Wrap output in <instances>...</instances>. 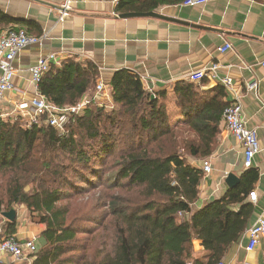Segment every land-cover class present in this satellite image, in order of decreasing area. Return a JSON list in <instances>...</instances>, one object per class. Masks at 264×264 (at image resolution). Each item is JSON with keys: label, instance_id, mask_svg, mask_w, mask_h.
Instances as JSON below:
<instances>
[{"label": "trees", "instance_id": "trees-1", "mask_svg": "<svg viewBox=\"0 0 264 264\" xmlns=\"http://www.w3.org/2000/svg\"><path fill=\"white\" fill-rule=\"evenodd\" d=\"M183 1L117 0L115 11H155ZM13 21L0 14V24ZM99 77L94 63L69 57L42 75L38 91L56 106L74 105L93 95ZM106 87L112 107L91 103L60 131L46 124L24 126L20 116L0 117V236L14 235L16 228V220L2 213L23 205L44 226L31 264L219 263L249 225L253 206L247 195L255 175L249 185L228 188L194 207L203 172L188 157L205 158L215 149L229 104L225 88L216 83L203 89L186 79L147 90L126 69L115 70ZM168 100L180 110L179 125L192 134L185 154L163 145L177 128ZM105 160L115 162L102 183L107 192L93 205L94 211L103 207L102 219L84 228L77 218L68 219L62 202L92 185L91 162Z\"/></svg>", "mask_w": 264, "mask_h": 264}, {"label": "crops", "instance_id": "crops-1", "mask_svg": "<svg viewBox=\"0 0 264 264\" xmlns=\"http://www.w3.org/2000/svg\"><path fill=\"white\" fill-rule=\"evenodd\" d=\"M116 1L0 0V14L14 20L0 24V35L20 28L32 35L42 32L39 42L23 48L13 60L14 89L4 91L0 117L12 118L7 114L14 105L33 96L35 87L29 68L48 54L61 61L69 57L91 61L99 69L98 81L105 86L115 70L132 71L147 90L168 89L176 81L186 80L190 73L218 63L219 74L232 79L230 87L225 88L226 100L240 102L242 119L247 128L256 130L260 150L252 166L244 168L241 144L221 126L217 145L208 156L211 171L203 173L194 207L221 196L228 189L224 182L228 173L239 178L235 186L249 185L255 175L250 191H256V202L247 195L253 206L248 227L264 218V69L260 65L264 60V0H211L155 9L181 22L154 17L120 18L121 13L115 11ZM225 42L231 48L220 52ZM215 84L204 78L199 86L206 89ZM106 103H112L110 97ZM193 166L200 168L196 163ZM244 172L249 174L243 181ZM43 228L29 218L27 210L17 213L14 235L19 240L36 241ZM1 230L2 225L0 235ZM196 243L198 252L201 247ZM246 244L244 231L220 262L264 264V236L250 251L245 250ZM4 262L11 264L8 259Z\"/></svg>", "mask_w": 264, "mask_h": 264}, {"label": "built area", "instance_id": "built-area-1", "mask_svg": "<svg viewBox=\"0 0 264 264\" xmlns=\"http://www.w3.org/2000/svg\"><path fill=\"white\" fill-rule=\"evenodd\" d=\"M211 0H184L181 5H199ZM64 15V13L62 14ZM40 41V36L27 33L24 29H9L0 35V101H2L4 91L14 89L13 77L15 68L13 60L17 53L23 48ZM231 48L228 42L219 47L220 52ZM61 60H58L54 54H48L38 59L36 64L29 68L31 82L35 87L33 96L29 99L19 100L7 115L11 117L20 116L27 126L32 124H46L53 126L58 130H63L64 125L71 115H81L88 105L96 103L97 105L107 106L109 94L102 81H98L94 93L91 97L84 96L74 105L59 107L52 104L48 99L39 93L38 83L42 75L53 66H60ZM264 69V60L260 62ZM219 64L212 62L206 68L196 70L189 74L188 80L199 85L204 78L216 81L224 88H229L232 79L228 76H221L218 72ZM253 85H248L252 87ZM241 104L234 100L229 102L222 113L223 127L232 134L242 146L243 167L252 166L255 155L259 152V142L256 130L247 128L241 116ZM1 116V115H0ZM198 164L203 173L211 171V163L208 157L194 162ZM256 191L248 192V199L256 202ZM187 214L178 212V216L183 217ZM247 235L246 251L254 249L260 237L264 236V218H258L252 225L245 230ZM35 238L19 240L15 235L0 238V264L5 260L11 264H31L36 252ZM5 259V260H4ZM218 264H223L219 262Z\"/></svg>", "mask_w": 264, "mask_h": 264}, {"label": "rangeland", "instance_id": "rangeland-1", "mask_svg": "<svg viewBox=\"0 0 264 264\" xmlns=\"http://www.w3.org/2000/svg\"><path fill=\"white\" fill-rule=\"evenodd\" d=\"M106 90L109 94V90L107 89V87H106ZM112 105H113V102L107 107H112ZM167 109L169 113H171L172 124L176 125L177 128L174 130L173 137L171 139H167L166 141H164L163 145L165 149H170L171 147L173 148L174 146H176L182 154H185L187 152L185 148V142L192 139V134L185 127L179 125V122H177L181 113H180V110L177 109V107L174 105V102L172 100L171 101L168 100ZM20 119L24 126L27 125V123L25 122L23 118H20ZM36 156H37L36 153H34V157ZM199 160L200 159L192 160L191 157H188V161L190 162L191 165H193L194 162L199 161ZM114 162L115 160H111V161L105 160L102 162H91L92 166H94L93 171L95 172L90 174V176L92 177H89L90 178L89 181H92L93 184L90 186L84 185L81 195H78V196L73 195L70 198L62 202L63 204H66L68 207V210H69L68 219L69 220L72 218H77V220H79V223L77 224L85 228V227H89L92 225L93 226L97 225V223H89L90 221L99 222V220L102 219V217L100 216V211L101 212L103 211V207L99 209V211H94L93 205L96 202L97 198L102 197L103 193L107 192L105 187L102 185V183L105 181L106 177L109 176L111 172L110 170H112L111 163H114ZM113 169L115 170L114 165H113ZM94 184H96V188L93 189ZM108 192L119 193V190L118 189L111 190ZM123 192L124 194L128 193L126 190H124ZM12 209L16 210L17 213L27 210L23 205L13 206ZM19 215L20 214H18V216ZM27 215L29 216V218H32V216L29 215L28 211H27ZM33 221L37 222V218L35 216L33 218ZM35 244L37 247H40L42 245V240L41 239L36 240ZM193 247L195 250L197 249L196 241H194Z\"/></svg>", "mask_w": 264, "mask_h": 264}, {"label": "water", "instance_id": "water-1", "mask_svg": "<svg viewBox=\"0 0 264 264\" xmlns=\"http://www.w3.org/2000/svg\"><path fill=\"white\" fill-rule=\"evenodd\" d=\"M120 18H130V17H154L159 19H164L168 21H177L181 22L180 20H177L175 18H171L169 16H166L160 12L156 11H148V12H125L119 14ZM183 23V22H182ZM239 181V178L234 173H228L225 177V184L228 186V188L234 187ZM2 216L8 220V221H15L17 217V212L14 209L9 210L8 212H3Z\"/></svg>", "mask_w": 264, "mask_h": 264}]
</instances>
